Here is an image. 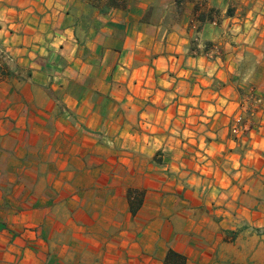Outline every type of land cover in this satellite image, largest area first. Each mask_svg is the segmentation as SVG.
Listing matches in <instances>:
<instances>
[{
	"label": "crops",
	"instance_id": "crops-1",
	"mask_svg": "<svg viewBox=\"0 0 264 264\" xmlns=\"http://www.w3.org/2000/svg\"><path fill=\"white\" fill-rule=\"evenodd\" d=\"M0 0V264H264V0Z\"/></svg>",
	"mask_w": 264,
	"mask_h": 264
},
{
	"label": "trees",
	"instance_id": "trees-1",
	"mask_svg": "<svg viewBox=\"0 0 264 264\" xmlns=\"http://www.w3.org/2000/svg\"><path fill=\"white\" fill-rule=\"evenodd\" d=\"M98 6L106 9H123L126 7L127 0H96ZM186 258L174 251H170L164 264H185Z\"/></svg>",
	"mask_w": 264,
	"mask_h": 264
},
{
	"label": "built area",
	"instance_id": "built-area-1",
	"mask_svg": "<svg viewBox=\"0 0 264 264\" xmlns=\"http://www.w3.org/2000/svg\"><path fill=\"white\" fill-rule=\"evenodd\" d=\"M5 62V66L9 67L15 61L14 57L7 53L3 48L0 47V60Z\"/></svg>",
	"mask_w": 264,
	"mask_h": 264
},
{
	"label": "rangeland",
	"instance_id": "rangeland-1",
	"mask_svg": "<svg viewBox=\"0 0 264 264\" xmlns=\"http://www.w3.org/2000/svg\"><path fill=\"white\" fill-rule=\"evenodd\" d=\"M1 69H3V73H8V70H10V65H9V67H7V66H3Z\"/></svg>",
	"mask_w": 264,
	"mask_h": 264
}]
</instances>
